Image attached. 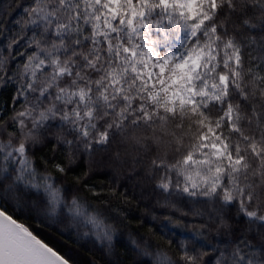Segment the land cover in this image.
<instances>
[{
  "label": "snow or ice",
  "instance_id": "snow-or-ice-1",
  "mask_svg": "<svg viewBox=\"0 0 264 264\" xmlns=\"http://www.w3.org/2000/svg\"><path fill=\"white\" fill-rule=\"evenodd\" d=\"M17 7L16 31L0 32V91L14 86L11 108L0 106V264H69L13 206L42 223H62L67 207L73 226L91 225L112 253L113 227L78 195L68 199L50 172L84 161L76 182L87 186L101 152L111 153L112 181L130 157L166 203L186 196L201 206L191 244L177 245L178 259L157 253L156 264H264V0ZM45 149L42 173L35 152Z\"/></svg>",
  "mask_w": 264,
  "mask_h": 264
},
{
  "label": "trees",
  "instance_id": "trees-1",
  "mask_svg": "<svg viewBox=\"0 0 264 264\" xmlns=\"http://www.w3.org/2000/svg\"><path fill=\"white\" fill-rule=\"evenodd\" d=\"M28 2L29 0H0V32H3L5 37L16 31L15 22L23 12V8L17 5H26ZM253 34L258 35L259 29L253 30ZM7 43L8 40L4 39L0 47ZM13 93V85L4 87L0 91V106L7 101V107L11 108L9 97ZM8 131H11V128ZM115 149L114 145L112 152ZM45 154L48 158L52 156L49 149L35 152V160L42 173ZM110 154L101 152L97 155V161L103 160V166L101 170L92 173L87 186L76 182V178L87 170L84 161L66 174L58 175L52 169L50 172L56 179L57 186L67 190L68 199H71L72 195H78L89 213H100L101 218L113 227L111 254L96 238L91 225L84 226L81 221V227L73 226L67 207L57 213L56 218L62 220V223H42L36 212L15 206L10 209L12 215L58 250L70 264H156L157 253L178 259L180 253L177 245L181 241L191 244L194 240L192 228L199 227L201 223L198 217L191 215V211L193 207L201 206H194L190 202L191 198L186 196L168 197L166 203L167 194L155 190L154 184L142 182L143 171L139 166L133 169L130 157L127 158V163L118 166L122 172L121 179L112 181L113 172L109 167L112 162L107 159ZM111 189H115V194ZM85 232L89 235L85 236ZM210 235L216 243L222 244L229 239L226 235ZM203 243L204 241L197 240V246ZM144 248H147L150 254H143L141 249ZM205 260L212 264L210 257L206 256Z\"/></svg>",
  "mask_w": 264,
  "mask_h": 264
},
{
  "label": "water",
  "instance_id": "water-1",
  "mask_svg": "<svg viewBox=\"0 0 264 264\" xmlns=\"http://www.w3.org/2000/svg\"><path fill=\"white\" fill-rule=\"evenodd\" d=\"M70 264V263H69Z\"/></svg>",
  "mask_w": 264,
  "mask_h": 264
}]
</instances>
